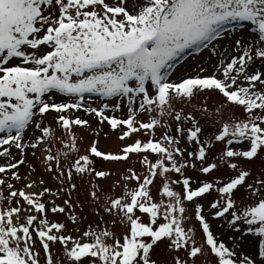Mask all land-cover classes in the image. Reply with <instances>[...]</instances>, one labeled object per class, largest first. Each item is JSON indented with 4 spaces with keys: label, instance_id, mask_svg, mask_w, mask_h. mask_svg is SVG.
Returning <instances> with one entry per match:
<instances>
[{
    "label": "snow or ice",
    "instance_id": "6c2138e0",
    "mask_svg": "<svg viewBox=\"0 0 264 264\" xmlns=\"http://www.w3.org/2000/svg\"><path fill=\"white\" fill-rule=\"evenodd\" d=\"M229 25L247 31L248 38L227 43L237 36ZM189 50L216 58L211 75H203L202 64L185 65L172 78ZM258 62L264 65V0H0V264H41L37 243L44 264H54L56 244L63 257L56 264H157L152 256L161 243L174 253L172 264H197L205 253L207 264L212 257L215 264H264V164L255 174L244 166L264 161V71ZM205 91L223 98L218 118L210 119L206 97L200 98ZM93 97L102 103L92 106ZM224 105L231 106V115ZM235 108L243 109V118ZM80 112L101 126L90 132L96 137L106 122L120 132V141L138 133L148 139H136L119 153L100 150L94 139L64 168L69 150L80 151L73 128L91 129ZM197 112L215 128L206 138ZM50 113L61 130L63 153L52 151L57 137L46 121ZM217 144L223 147L214 153ZM41 149L47 155L37 159L58 187L40 180L24 188L42 190L16 189L10 181L21 179L17 170L26 156ZM132 155L140 157L144 174L127 168L123 183L109 186L121 187L122 194L108 195L95 181L112 173L96 164L126 163ZM189 170L212 178L193 179ZM86 177L96 214L112 220L100 217L74 237L47 214H65L77 225L75 209L82 205L73 201L74 181ZM213 193L207 206L200 202ZM62 198L63 205L57 204ZM189 203L200 241L195 226L185 227L192 219ZM212 221L226 224V240L214 233ZM117 223L124 228L120 235L112 230Z\"/></svg>",
    "mask_w": 264,
    "mask_h": 264
},
{
    "label": "rangeland",
    "instance_id": "374dc122",
    "mask_svg": "<svg viewBox=\"0 0 264 264\" xmlns=\"http://www.w3.org/2000/svg\"><path fill=\"white\" fill-rule=\"evenodd\" d=\"M229 30H236L237 31V36H234L232 41H227V43L229 44H234V41L236 38H244L247 39L248 38V32L244 31L242 29H237V27L235 25H229L227 26ZM248 28H250V25H247ZM206 51V50H205ZM217 60L216 58H213L211 61L208 60V58L204 55H202L201 53H197V52H193L191 50H189V52H187L185 54V56L177 61L176 64V68L174 69V74H173V79H176L177 74L181 73L183 71V68L185 65L191 66L193 69H195L197 66L199 65H203L207 71L203 73V75H211L212 74V65L216 64ZM258 66L260 68V70L264 71V65H259L258 62ZM189 75H195V71H192L190 73H188ZM203 100V104L205 106L208 107V110L210 113H212V117H210V119H214V118H218V115L215 113V109L217 107H220V104L218 103L219 101H221L223 98L222 96H220L217 92L212 91V92H208L205 91L204 93L200 94V98H205ZM59 99V97H58ZM101 100L99 98H95L93 97L91 100V104L92 106H98L99 104H101ZM177 107H179V105H177ZM197 107H200V103H199V98H198V102H197ZM230 105H224L226 114L231 115V113L227 112V109L230 108ZM190 109L188 107H185V111H189ZM235 116L238 118H243L244 117V112L242 108H235ZM198 117L201 118V123L205 129V138L210 135L212 132L215 131V128L213 125L209 124V123H205L204 118L201 116L200 112L196 113ZM76 115H79L85 119H88L90 121L91 124V129H87V128H81V127H74L73 128V132L75 133V135L77 136V143H78V147L80 149L79 153H71L69 150V156L66 159H62L61 160V165L64 168H67L70 163L72 162V160L74 158H76L78 155H83L85 154V151L91 146L92 142L94 139H98L99 143H98V148L102 151L105 152H111V153H119L120 149L127 145L130 144L132 142H134V140L136 139H141V140H147L148 137L146 135H144L143 133H138V134H134L132 136V138L130 139H126L124 141H120L118 139V136L120 135V132H112L109 129V126L107 125V123L105 122V124L102 126V131H100V134L98 137L90 134L92 129H99L101 126L98 125L97 121L93 118V117H87L84 115L83 112L77 113ZM117 115H121L120 113H117ZM55 113H50L47 115L46 117V121L48 123L51 124V126L55 129V134L57 137V141L52 145V151L53 153L59 151L61 153H63L64 151H66L61 143L59 142V138L61 137V130L56 126L55 124ZM139 119L142 120H146L148 117L145 115H141L138 117ZM163 130H157L156 135L159 136L161 135V132ZM107 133V136H105L104 134ZM37 135H39V133H37ZM66 139V137H65ZM183 145V142H182ZM223 145L221 144H217L215 146V148L213 149L214 153H218L219 149H222ZM13 153L16 154V158L19 159V153L15 150L12 149ZM42 155H47L46 152L43 151V149L38 150L36 152V156L34 157L33 155H31L30 153L26 156V163L25 165H22L19 167V169L17 170L21 176V179L19 181H10L12 183L15 184V188L16 189H24L25 191L28 192H32V191H39L42 190V188L39 187H33L32 189H26L24 188L26 183L29 182H35L36 184L39 183L40 180H43L44 187H50L53 189H56L58 187L57 183L55 180L52 179V175L47 173L44 167V164L42 162V160L38 161V157H42ZM139 158L136 155H132L130 157V160L126 163L124 162H105V163H101L98 162L96 164V167L98 170H106V171H110L112 173V175H110L109 177H107L106 179H101L98 181H95V183H98L100 185L101 188L104 189V191L112 196V197H117L120 196L122 194V188L121 187H115L113 190H110L109 186L113 185L114 182H122V176L125 173V170L129 167H132L134 169L137 170V172H139L141 175H143V171L141 168V165L139 164ZM150 159H152L153 161L155 160L154 156H150ZM5 163L4 158H0V164ZM262 164H264V161H261L260 159H257L254 163L252 164H248V165H244L247 168H251L255 174V171L260 169ZM6 178L10 180V173L9 174H5ZM186 175L191 176L193 179H197V180H204V179H211L212 176H208L205 177L203 175H201L198 172L189 170L186 172ZM215 175L217 177L222 176V173H215ZM177 178L176 176H173V179ZM87 177L85 178V182H81L79 179L75 180L74 182L77 183L78 187H77V191L73 193V201H79V204L82 205V207L77 206L75 209L76 214L81 218L80 222L77 225H73L68 219L67 216L65 214H55L53 215L52 213H48V219L50 221L53 222H63L66 224V227L68 229V232L65 234H72L74 237L79 236L80 233H82L83 231L87 230L89 225H93L95 226L96 224H99L100 221V217H103L104 221H111L112 217L109 215H106L103 212H99V215H97V205L96 203H93L90 201V198L88 196V192L90 190L89 185L87 184ZM157 184H159V181L156 182ZM135 184L131 183L129 184V187H134ZM196 185H193V187H195ZM3 193L5 196L8 195V189L6 186H3L2 188ZM177 191H181L180 187L176 188ZM153 192L155 193V188L153 189ZM215 194H211L208 196L207 199H202L200 202L205 204V206H207L208 202L210 200H212L214 198ZM45 199H50V197H45ZM106 199L105 196H103L102 194V200ZM57 204L63 205V198L62 199H58L56 201ZM98 203H102L98 202ZM9 204V202L6 200L4 202V206L7 207ZM14 205V202H13ZM188 207V215L192 217L191 221L189 223H187L185 225V227H189V226H195L197 228V233H196V239L198 241H200L201 239V233L199 231V224L197 221H195L194 218V207L193 204L189 203L187 205ZM67 211V209H66ZM145 219H147V217H145ZM221 221H212L211 225H212V230L214 231V233H218L220 235L221 239H227V237L230 235V230L227 228L226 224L224 227H219ZM76 229H79V231H77ZM112 230L115 231V233L117 235H120L123 231L124 228L119 225L118 223L114 226H112ZM35 238V237H34ZM37 250L40 251L41 253V264H44L43 261V250L40 248L39 243H37L36 245ZM174 253L169 251L168 248L166 247L165 243H161L158 247L155 248V251L153 253L152 258L154 260L157 261V264H172V258H173ZM181 255H183V253H181ZM209 256L208 253H205L204 256L200 257L197 260V264H201V261H204L205 264H207V257ZM53 258H54V264H56L57 261H62L63 257H62V253H61V246L59 244H56L53 248ZM211 264H215V258L212 257L211 258Z\"/></svg>",
    "mask_w": 264,
    "mask_h": 264
}]
</instances>
